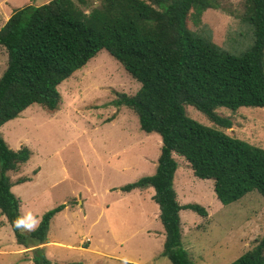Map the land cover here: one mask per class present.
Instances as JSON below:
<instances>
[{"label":"trees","instance_id":"1","mask_svg":"<svg viewBox=\"0 0 264 264\" xmlns=\"http://www.w3.org/2000/svg\"><path fill=\"white\" fill-rule=\"evenodd\" d=\"M222 1L51 0L13 11L0 30V45L8 53L0 77V213L18 246L34 247L35 264H52L39 245L48 243L51 222L66 205L44 213L35 229H24L21 200L12 188L33 178L13 182L10 173L19 172L33 152L28 146L12 149L1 128L33 104L58 111L59 86L102 50L141 84L135 95L118 92L113 104L133 110L141 130L162 139L155 173L121 190L154 188L165 230L163 255L172 264H195L183 246L181 211L208 216L198 203L179 202L174 153L187 160L194 176L214 181L224 205L253 191L264 197V148L204 125L185 109L195 107L229 129L232 120L217 109L264 108V0L245 1L243 21L252 30V43L237 55L194 30L207 10L222 8ZM231 264H264V234Z\"/></svg>","mask_w":264,"mask_h":264},{"label":"rangeland","instance_id":"2","mask_svg":"<svg viewBox=\"0 0 264 264\" xmlns=\"http://www.w3.org/2000/svg\"><path fill=\"white\" fill-rule=\"evenodd\" d=\"M50 1L0 0V30L15 9ZM245 1L223 0L222 8L207 10L194 30L232 54L244 52L252 43V30L243 21ZM7 65V49L0 45V77ZM140 87L102 50L59 86L58 111L33 104L1 128L12 149L28 146L33 152L19 172L10 173L13 182L33 178L12 188L21 200L24 229H35L44 213L66 205L51 222L52 244L39 245L52 264H172L163 255L165 230L152 198L154 188L121 190L155 173L162 147L159 134L141 130L133 110L113 104L118 92L135 95ZM185 109L204 125L264 148V108L217 109L232 120L229 129L215 125L195 107ZM173 157L179 166V202L198 203L208 211L207 217L181 211L182 242L194 263L231 264L255 247L264 234V197L253 191L224 205L213 180L194 176L184 157ZM32 249L18 246L0 213V264H35Z\"/></svg>","mask_w":264,"mask_h":264},{"label":"crops","instance_id":"3","mask_svg":"<svg viewBox=\"0 0 264 264\" xmlns=\"http://www.w3.org/2000/svg\"><path fill=\"white\" fill-rule=\"evenodd\" d=\"M184 187V186H183ZM219 201V200H218ZM220 202V201H219ZM57 216V215H56ZM40 220H41V218H40ZM39 223H40V221H39ZM39 225V224H38ZM50 244H52V242H48V243H46V245H50ZM53 244H55V243H53ZM45 245V244H44ZM21 247H23V246H21ZM41 247H43V246H41Z\"/></svg>","mask_w":264,"mask_h":264}]
</instances>
